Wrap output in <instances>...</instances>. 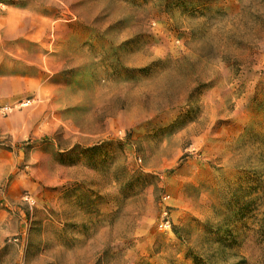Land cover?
<instances>
[{
  "label": "rangeland",
  "instance_id": "1",
  "mask_svg": "<svg viewBox=\"0 0 264 264\" xmlns=\"http://www.w3.org/2000/svg\"><path fill=\"white\" fill-rule=\"evenodd\" d=\"M0 264H264V0H0Z\"/></svg>",
  "mask_w": 264,
  "mask_h": 264
},
{
  "label": "built area",
  "instance_id": "2",
  "mask_svg": "<svg viewBox=\"0 0 264 264\" xmlns=\"http://www.w3.org/2000/svg\"><path fill=\"white\" fill-rule=\"evenodd\" d=\"M168 199V197L167 196H165L164 198H163V200L165 201V200H167ZM159 228L160 229H168L169 228V222H162L160 225H159Z\"/></svg>",
  "mask_w": 264,
  "mask_h": 264
}]
</instances>
